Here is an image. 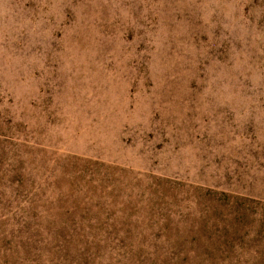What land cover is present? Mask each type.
I'll use <instances>...</instances> for the list:
<instances>
[{
    "label": "rangeland",
    "instance_id": "374dc122",
    "mask_svg": "<svg viewBox=\"0 0 264 264\" xmlns=\"http://www.w3.org/2000/svg\"><path fill=\"white\" fill-rule=\"evenodd\" d=\"M0 264H264V0H0Z\"/></svg>",
    "mask_w": 264,
    "mask_h": 264
}]
</instances>
